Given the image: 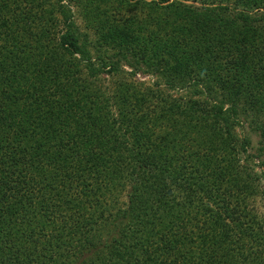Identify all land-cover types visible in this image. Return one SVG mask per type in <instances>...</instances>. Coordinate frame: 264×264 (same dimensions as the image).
Instances as JSON below:
<instances>
[{"label": "trees", "instance_id": "1", "mask_svg": "<svg viewBox=\"0 0 264 264\" xmlns=\"http://www.w3.org/2000/svg\"><path fill=\"white\" fill-rule=\"evenodd\" d=\"M261 178L264 0H0V264H264Z\"/></svg>", "mask_w": 264, "mask_h": 264}, {"label": "rangeland", "instance_id": "2", "mask_svg": "<svg viewBox=\"0 0 264 264\" xmlns=\"http://www.w3.org/2000/svg\"><path fill=\"white\" fill-rule=\"evenodd\" d=\"M77 24H78V27L84 32L85 31L84 24L81 22L78 16H77ZM123 76L128 77L126 75H123ZM116 79L117 78L114 76L112 77L111 75L103 73L100 77V83L102 84V87L104 89H108V88L113 87ZM129 79L131 78L129 77ZM132 79L135 80V82L145 83L146 85H151L152 82L155 80L153 76L145 74L142 71L137 73L135 76H133ZM173 95L180 96L184 94L183 92L182 93L175 92ZM239 133L242 138H247L250 142L248 153L247 155H245L246 160L244 163L245 165H247L249 168H251L253 171H255L259 175V173L261 172V169H259V159L256 158V148L258 147L259 137L255 135L253 132H251L250 128L248 127V124H243V126L239 130ZM247 157H250V158H247ZM260 184H261V189H260L259 196L256 198L255 207L258 210V212L264 216V178H261Z\"/></svg>", "mask_w": 264, "mask_h": 264}]
</instances>
